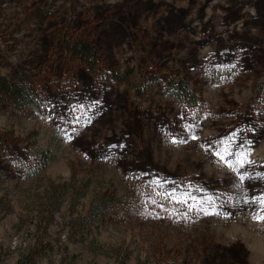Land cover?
Returning <instances> with one entry per match:
<instances>
[{
    "label": "rangeland",
    "instance_id": "1",
    "mask_svg": "<svg viewBox=\"0 0 264 264\" xmlns=\"http://www.w3.org/2000/svg\"><path fill=\"white\" fill-rule=\"evenodd\" d=\"M2 81L0 264H264V0H0Z\"/></svg>",
    "mask_w": 264,
    "mask_h": 264
},
{
    "label": "trees",
    "instance_id": "2",
    "mask_svg": "<svg viewBox=\"0 0 264 264\" xmlns=\"http://www.w3.org/2000/svg\"><path fill=\"white\" fill-rule=\"evenodd\" d=\"M75 41L76 42H74L73 45L71 46V51L75 55L80 56L82 61L85 62L89 60V57H88L90 56L89 54L93 53L91 45L88 42L82 41L80 38L75 39ZM0 88L2 91L3 97H6L9 100V102H11L14 106L16 105V106L21 107L22 105L36 102L35 94H34L32 87L27 86L26 84H18V83L9 84V83H6L5 81H2ZM175 89L177 93L180 92L181 94L184 91V88L181 87L180 85L176 86ZM35 150L38 156L40 157L41 161H43V163L46 162V159L52 158V156L48 154L47 150L45 151L39 148ZM88 184L89 182L87 181L84 182L83 187L86 188ZM65 191H66L65 182H62L59 185V192L56 195V197L53 198V196L51 195L48 196L49 201L50 202L53 201V205H54L53 210L59 207L61 198ZM115 202L116 201L113 200L112 198H109V196L103 197V196L96 195L94 199L92 200L91 206L88 210V217L90 219L100 217L102 213L105 212V210L113 209V207H115V204H116ZM53 210L50 211L48 217L45 219L46 221L44 223L43 229H45V227L48 226V224L53 221L52 220ZM40 212L41 211L37 210V208H33L31 210L29 214L31 222H33V220H36V219L39 220ZM21 220H22L21 217H19V221L22 223L23 221ZM45 249L47 250L51 249L49 242L42 245L41 241H38L36 242V244H34V246L22 248L17 255L15 264H34L35 259L41 253L45 252Z\"/></svg>",
    "mask_w": 264,
    "mask_h": 264
},
{
    "label": "flooded vegetation",
    "instance_id": "3",
    "mask_svg": "<svg viewBox=\"0 0 264 264\" xmlns=\"http://www.w3.org/2000/svg\"><path fill=\"white\" fill-rule=\"evenodd\" d=\"M94 1H96V2H98V5L99 4H111V3H116V2H121L122 4L124 3V4H126V1H128V0H114V2H111V3H108V2H105L104 0H94ZM150 1V3L152 2L153 4H157V3H160L161 4V2H163V1H169V0H149ZM90 2H93V0H90ZM178 7H180V5H177ZM150 7H152V5L150 6ZM179 16L181 17L182 15H183V11H179ZM91 22L92 21H88V31L90 32L91 30L93 31V28H92V25H91Z\"/></svg>",
    "mask_w": 264,
    "mask_h": 264
},
{
    "label": "snow or ice",
    "instance_id": "4",
    "mask_svg": "<svg viewBox=\"0 0 264 264\" xmlns=\"http://www.w3.org/2000/svg\"><path fill=\"white\" fill-rule=\"evenodd\" d=\"M223 158H224V157L221 156V159H223ZM255 218H256V219H259V220H264V215H257Z\"/></svg>",
    "mask_w": 264,
    "mask_h": 264
}]
</instances>
